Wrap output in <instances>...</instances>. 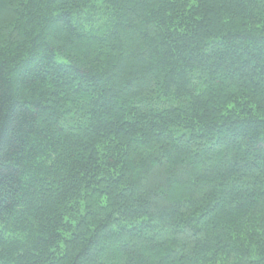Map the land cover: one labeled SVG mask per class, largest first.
Returning <instances> with one entry per match:
<instances>
[{
  "label": "trees",
  "instance_id": "1",
  "mask_svg": "<svg viewBox=\"0 0 264 264\" xmlns=\"http://www.w3.org/2000/svg\"><path fill=\"white\" fill-rule=\"evenodd\" d=\"M0 264H264V0H0Z\"/></svg>",
  "mask_w": 264,
  "mask_h": 264
}]
</instances>
